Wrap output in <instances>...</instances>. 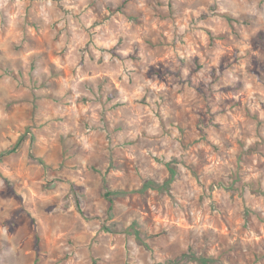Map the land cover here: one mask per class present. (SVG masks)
Segmentation results:
<instances>
[{
	"label": "clouds",
	"instance_id": "obj_1",
	"mask_svg": "<svg viewBox=\"0 0 264 264\" xmlns=\"http://www.w3.org/2000/svg\"><path fill=\"white\" fill-rule=\"evenodd\" d=\"M262 32L264 0H0V264H264Z\"/></svg>",
	"mask_w": 264,
	"mask_h": 264
},
{
	"label": "rangeland",
	"instance_id": "obj_2",
	"mask_svg": "<svg viewBox=\"0 0 264 264\" xmlns=\"http://www.w3.org/2000/svg\"><path fill=\"white\" fill-rule=\"evenodd\" d=\"M251 46H252L254 51L257 49H264V32L257 33V35L251 39ZM256 64H257V61H256L255 57H253V71L254 72L256 70ZM241 103H242L241 101H236L237 106L241 105ZM262 108H264V106H262ZM257 118H259V113L257 114ZM24 139H25V137H23V136L18 137L17 146H19L18 144L22 143ZM237 182H238V180H237ZM147 203H148V206L150 207L151 201H148ZM253 216H256L257 219H259V216L254 209H245L244 222L246 225L252 219ZM153 222L154 223L167 222V218L162 217L160 215H157V216L153 217ZM237 225H239V221H237ZM177 227H182L185 230H190L191 226L187 222H183L182 224L177 225ZM204 227L207 229V224H205ZM226 228H227V225L222 223L220 229H218V234L220 236L226 235ZM207 261H208V264H211L210 260H207ZM203 264H205V263L203 262Z\"/></svg>",
	"mask_w": 264,
	"mask_h": 264
},
{
	"label": "trees",
	"instance_id": "obj_3",
	"mask_svg": "<svg viewBox=\"0 0 264 264\" xmlns=\"http://www.w3.org/2000/svg\"><path fill=\"white\" fill-rule=\"evenodd\" d=\"M21 143H19L18 145H20ZM205 264H208V261L207 260H204L203 261Z\"/></svg>",
	"mask_w": 264,
	"mask_h": 264
}]
</instances>
